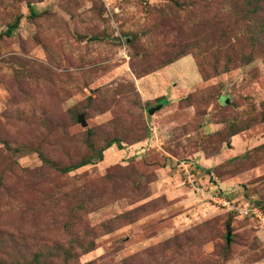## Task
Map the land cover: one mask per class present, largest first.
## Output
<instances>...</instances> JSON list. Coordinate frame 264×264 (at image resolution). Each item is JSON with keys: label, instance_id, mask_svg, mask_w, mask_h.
<instances>
[{"label": "rangeland", "instance_id": "1", "mask_svg": "<svg viewBox=\"0 0 264 264\" xmlns=\"http://www.w3.org/2000/svg\"><path fill=\"white\" fill-rule=\"evenodd\" d=\"M246 1L0 0V264H264V227L179 169L264 207V9ZM114 141L67 175L40 158Z\"/></svg>", "mask_w": 264, "mask_h": 264}, {"label": "built area", "instance_id": "2", "mask_svg": "<svg viewBox=\"0 0 264 264\" xmlns=\"http://www.w3.org/2000/svg\"><path fill=\"white\" fill-rule=\"evenodd\" d=\"M151 133L157 138L158 132L156 127L151 129ZM195 168H197V166L191 161L180 162L179 164V169L184 176L187 186L195 191L201 199L219 209L225 210L227 213L236 214L242 218H248L264 227V210L260 206L244 204L228 198L222 192L214 193L210 191L198 182L196 175H199V173Z\"/></svg>", "mask_w": 264, "mask_h": 264}, {"label": "trees", "instance_id": "3", "mask_svg": "<svg viewBox=\"0 0 264 264\" xmlns=\"http://www.w3.org/2000/svg\"><path fill=\"white\" fill-rule=\"evenodd\" d=\"M246 6L249 8V10L251 12H253L252 13L253 15L257 16V15H260L261 11H263V9H264V0H247ZM30 9H32V8H30ZM31 15H32V17H37L36 12H34V11L32 12ZM20 23H21V17L16 18L14 23L8 27V30L5 32V35L7 37H11L13 35L14 31L19 28ZM255 36H257L259 40H261V39L264 40V26H261V27L259 26V30L255 31ZM199 67L201 69V73L203 75V78L208 79L209 76L205 72V67L201 63H199ZM161 103L163 105L167 104L166 100H161ZM114 145H117L118 148L120 150H122L120 143H118L117 141L110 142L109 144H107V146L104 149L100 150L96 156L91 155L88 158L81 160L79 162L73 163L67 167H59L54 162L47 160V158L43 154L40 155V158L44 163H46L54 171H56L62 175H67V174L75 172V171H77L83 167H87L90 165H95V164L103 162V160H104L103 153L105 151H107L108 149H110L111 147H113ZM90 147L93 148V146L91 144H90ZM227 197L231 198L229 196H227ZM252 205L260 206L264 210V207L261 206L260 204H254L253 203ZM42 257H43L42 255H35L34 258L30 262H25V263L26 264H45V261H43L41 259ZM14 264H19V262L15 261Z\"/></svg>", "mask_w": 264, "mask_h": 264}, {"label": "water", "instance_id": "4", "mask_svg": "<svg viewBox=\"0 0 264 264\" xmlns=\"http://www.w3.org/2000/svg\"><path fill=\"white\" fill-rule=\"evenodd\" d=\"M161 108H162V105H158V106H156V107H154V108H151V109L149 110V114H150V115H153L156 111L160 110ZM78 122L82 125V127L87 128L88 124H87V122H86V119H85L84 114H82V115H80V116L78 117ZM229 241H230V233L228 234V242H229Z\"/></svg>", "mask_w": 264, "mask_h": 264}]
</instances>
